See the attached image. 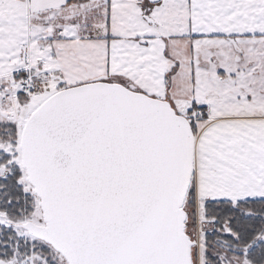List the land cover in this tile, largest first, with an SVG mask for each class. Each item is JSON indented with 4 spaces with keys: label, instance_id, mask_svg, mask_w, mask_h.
Listing matches in <instances>:
<instances>
[{
    "label": "snow or ice",
    "instance_id": "snow-or-ice-1",
    "mask_svg": "<svg viewBox=\"0 0 264 264\" xmlns=\"http://www.w3.org/2000/svg\"><path fill=\"white\" fill-rule=\"evenodd\" d=\"M0 264H264V0H0Z\"/></svg>",
    "mask_w": 264,
    "mask_h": 264
}]
</instances>
